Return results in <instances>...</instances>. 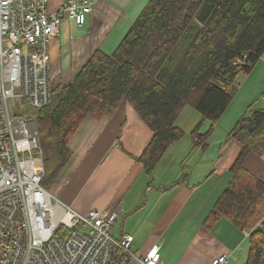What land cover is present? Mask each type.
<instances>
[{"label": "trees", "instance_id": "obj_1", "mask_svg": "<svg viewBox=\"0 0 264 264\" xmlns=\"http://www.w3.org/2000/svg\"><path fill=\"white\" fill-rule=\"evenodd\" d=\"M263 53L264 0H149L111 54L92 52L69 83L54 87L50 104L33 112L43 152L41 186L49 191L69 164L68 143L84 120L111 118L124 104L152 132L135 159L147 174L184 137L175 121L186 106L201 117L189 134L192 147L206 148L238 77ZM262 101L261 108L249 105L227 133L240 152L230 184L205 220L206 228L224 219L249 233L246 264H264V182L244 166L248 156L264 154V92ZM119 259L115 250L110 264Z\"/></svg>", "mask_w": 264, "mask_h": 264}, {"label": "crops", "instance_id": "obj_2", "mask_svg": "<svg viewBox=\"0 0 264 264\" xmlns=\"http://www.w3.org/2000/svg\"><path fill=\"white\" fill-rule=\"evenodd\" d=\"M64 1L48 0L49 11H56ZM93 1L84 27L64 20L50 41L54 87L69 83L95 50L111 54L149 0ZM238 79L233 98L252 79L259 82L245 108L225 126L220 119L227 116L228 106L204 149L193 148L191 141L172 144L150 175L135 159L152 132L131 105H121L111 118L84 120L68 143L70 162L51 188L55 197L79 213L120 206L123 214L112 236L133 237L131 252L139 257L156 247L161 264H212L221 255L227 256L226 264H246L250 244L246 231L224 219L205 227L216 200L231 182L230 168L240 152L236 142L226 140L227 133L249 105L263 106L264 53L252 71ZM244 166L264 182V154L248 156Z\"/></svg>", "mask_w": 264, "mask_h": 264}, {"label": "built area", "instance_id": "obj_3", "mask_svg": "<svg viewBox=\"0 0 264 264\" xmlns=\"http://www.w3.org/2000/svg\"><path fill=\"white\" fill-rule=\"evenodd\" d=\"M48 4L0 0V264H110L115 250L119 264H161L156 247L138 257L133 237L111 235L120 206L82 216L40 184L45 171L33 112L51 102L49 44L64 20L84 27L94 1L65 0L52 13Z\"/></svg>", "mask_w": 264, "mask_h": 264}, {"label": "rangeland", "instance_id": "obj_4", "mask_svg": "<svg viewBox=\"0 0 264 264\" xmlns=\"http://www.w3.org/2000/svg\"><path fill=\"white\" fill-rule=\"evenodd\" d=\"M239 78V77H238ZM239 79H237L236 82V86L238 85ZM258 79L254 80L252 79L251 81H249V83H247V86L245 88H243L239 94L236 93L235 97L233 98V103L231 102V104L229 105V109L226 112L227 116H223L220 119V124H223L225 126H228L230 124L231 117L233 116V114H235L237 111L238 113L240 112V110L244 107L246 100H249L252 94H255L256 91L259 90V82L257 83ZM68 83V82H65ZM240 85V84H239ZM248 85H250L248 87ZM256 85V86H255ZM245 108V107H244ZM243 110V109H242ZM241 110V111H242ZM200 114L193 109L190 106H186L181 114L179 115V117L177 118V120L175 121V125L177 127H180L183 132H184V137L182 138L183 143H185V141H190V137L189 134L191 133V131L194 129V127L198 124L199 120H200ZM237 120V119H236ZM236 122V121H235ZM235 124V123H234ZM205 125H208L205 124ZM204 125V127L202 128V132L205 131L206 126ZM234 126V125H233ZM171 159L170 157L168 158ZM175 162L174 161L172 164L175 166ZM173 166V167H174ZM170 169V168H169ZM54 189H50L48 192L55 197L54 194ZM74 210V209H72ZM75 211V210H74ZM82 216H86L87 212L85 213H79ZM117 229L115 228L113 230V233H116ZM111 233V235L113 234ZM137 255V254H136ZM138 256V255H137ZM139 257V256H138Z\"/></svg>", "mask_w": 264, "mask_h": 264}]
</instances>
